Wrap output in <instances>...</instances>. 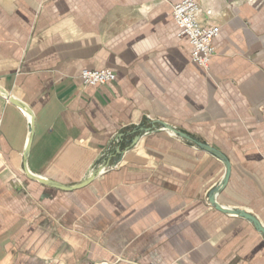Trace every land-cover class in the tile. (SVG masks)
Wrapping results in <instances>:
<instances>
[{
  "label": "crops",
  "instance_id": "0c3cea01",
  "mask_svg": "<svg viewBox=\"0 0 264 264\" xmlns=\"http://www.w3.org/2000/svg\"><path fill=\"white\" fill-rule=\"evenodd\" d=\"M181 0H0V264H264V0H197L215 54L190 59ZM211 9L210 15L204 10ZM116 78L86 86L82 69ZM118 132L124 150L76 190ZM138 137L131 144L133 139ZM30 141V142H29Z\"/></svg>",
  "mask_w": 264,
  "mask_h": 264
},
{
  "label": "water",
  "instance_id": "95a60500",
  "mask_svg": "<svg viewBox=\"0 0 264 264\" xmlns=\"http://www.w3.org/2000/svg\"><path fill=\"white\" fill-rule=\"evenodd\" d=\"M0 92L7 98L9 99L10 102L19 105L24 111L25 113L28 115L29 119H30V130L32 131L33 129V119L31 117V111L30 108L20 99H18L17 97L11 96L7 93V91H5L4 89L0 88ZM159 126V128L164 129L169 131L170 133L174 134V135H178L180 137H184L185 139L189 140L190 142L194 143L197 147L208 151L209 153L213 154L215 157H217L218 159H220L221 161H223V163L225 164V172L223 177L221 178V180L217 183V185H215L214 187H212L209 192L207 193V200L210 204H212L214 207H216V209H218L219 211L222 212H226V213H230V214H234L240 217H243L247 220H249L254 227L264 236V225H262V223L251 213H249L248 211L244 210V209H240V208H227V207H223L221 206L217 201H216V193L223 188V186L226 184L229 174H230V163L229 160L226 158L225 154L220 151L219 149L212 147L204 142L198 141L197 139L193 138L192 136H190L189 134H187L186 132L180 131L179 129L171 126L170 124L166 123L165 121H159V120H154L152 125L150 127H143L141 128V132L142 133H148L153 131L156 126ZM116 138L119 139V143L118 145H113L112 147H110L109 145L112 144L113 141L116 140ZM138 137H135L133 139V141L131 142V144L133 142H135L137 140ZM121 140H123V133L122 132H118L115 135V139H111V141L109 142V144L107 145V147L100 153V155H98L97 159L95 160V162L91 165V167L89 168V170L87 171L86 176L84 177L83 180L71 184V185H66L63 183H59L57 181H54L52 179L46 178V177H42L40 175H35L31 172L28 171L27 167H26V156H27V151L29 148V143L25 149V153H24V159H25V171L28 173V175L34 179H36L37 181L44 183V184H48V185H52V186H56L59 189H63V190H76L79 189L81 187L86 186L87 184H89L91 181H93L100 173L103 172V170L108 169L109 167H114L116 166V161L112 162L111 158L112 155L115 154H119L121 153L124 148L121 145ZM30 142V141H29Z\"/></svg>",
  "mask_w": 264,
  "mask_h": 264
},
{
  "label": "built area",
  "instance_id": "2783aa9c",
  "mask_svg": "<svg viewBox=\"0 0 264 264\" xmlns=\"http://www.w3.org/2000/svg\"><path fill=\"white\" fill-rule=\"evenodd\" d=\"M201 13L202 8L197 0H181L172 5V16L179 28V35L186 36L190 44L191 61L207 70L209 61L215 54L213 40L219 33V27L210 23L203 24L200 20ZM204 13L210 15L212 10L206 9ZM79 76L86 86L105 85L116 78L115 72L105 67L98 69L84 68L80 71ZM1 122L2 117L0 115V126ZM118 143L119 139L116 138L109 146L112 147L118 145ZM106 170H103V172Z\"/></svg>",
  "mask_w": 264,
  "mask_h": 264
}]
</instances>
